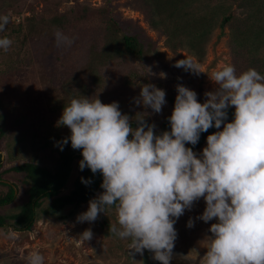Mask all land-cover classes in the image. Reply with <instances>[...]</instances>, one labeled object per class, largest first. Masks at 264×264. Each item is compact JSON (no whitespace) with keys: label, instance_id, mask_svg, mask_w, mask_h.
I'll use <instances>...</instances> for the list:
<instances>
[{"label":"clouds","instance_id":"9594fccd","mask_svg":"<svg viewBox=\"0 0 264 264\" xmlns=\"http://www.w3.org/2000/svg\"><path fill=\"white\" fill-rule=\"evenodd\" d=\"M9 23L8 15H0V33ZM55 39L58 47L74 42L59 31ZM12 44L7 36L0 37V50L6 52ZM175 66L200 73L190 58ZM143 67L145 77L166 78L163 72ZM211 81L215 88L204 93L203 103L195 91L176 85L170 130L159 134L145 117L161 113L166 93L151 83L142 84L134 99L136 106L151 113H137L135 119L123 114L118 102L104 104L98 95L73 98L64 106L57 123L70 135L61 141V150L70 141L73 150L81 151L79 170L102 176V193L89 200L78 223H92L114 208L116 223L108 231L130 240L131 254L147 250L159 264H171L177 239L174 225L203 199L204 210L196 219L215 221L208 229L203 264H264V75L254 68L238 74L234 65L225 64L212 73ZM229 107L234 109L231 122ZM210 128L218 131L206 137L199 154L186 147L195 146ZM81 182L91 183L83 178ZM193 226L190 218L186 227ZM80 236L89 241L93 233L85 229ZM44 261L38 250L27 257V264Z\"/></svg>","mask_w":264,"mask_h":264},{"label":"rangeland","instance_id":"374dc122","mask_svg":"<svg viewBox=\"0 0 264 264\" xmlns=\"http://www.w3.org/2000/svg\"><path fill=\"white\" fill-rule=\"evenodd\" d=\"M74 1L98 8L106 0H0V15L13 8L15 11L12 15L6 14L10 18L7 27H15L24 24L31 13L47 10L64 13L76 4ZM108 4L112 7L111 14L115 20L124 22L132 31L139 30L146 43L149 42L150 51L143 61H128L124 57L118 61L109 59L99 64V70H89L97 57L90 49L92 44L100 41L96 42V37L86 35L89 32L87 29L86 33L80 30L75 36H69L74 41L71 46L61 44L58 47L55 32L37 30L26 38L20 49L11 46L6 52L0 50V55L5 54L0 58V63H14L13 68L0 72V113L4 116L3 121H0L3 130L0 138L2 170L27 162L32 157L44 158L48 164L57 157L55 149L70 132L66 126L57 123L63 108L71 99L83 97L82 89L75 79L82 80L90 87L89 99L98 95L104 104L116 101L123 114L134 116L135 119L137 113H151V109H143L134 103L142 84H154L174 97L176 85L182 84L195 91L197 100L203 103L206 99L204 93L215 88L211 81L212 73L225 64L234 65L238 74L254 68L264 75V68H261L264 38L259 34V29L264 28V0H199L191 5L185 22L194 18L202 20L201 26L195 27V31L204 33L206 40L200 45L201 55L194 52L196 40L194 43L184 42L176 47L175 52H171L168 42L175 41V29L168 34L158 25L152 26L151 8L145 0H109ZM225 16L229 19L220 29L219 23ZM164 26H168L167 23ZM246 28H253L252 32L243 39L239 38L241 31ZM184 58H190L198 64L200 73L175 66L178 60ZM143 66H150L156 74L165 73L166 78L151 75L145 77L144 81L139 76L130 78V85H125L123 78L131 70L145 76L146 69ZM171 111L166 100L161 113H152L145 119L148 123H154L157 130ZM21 133L23 136L16 137ZM41 140L48 144V148H35L40 146ZM205 146L206 139L193 151L199 154ZM22 175L13 172L3 175L0 194L6 191L2 183L14 184L17 192L10 205L0 208V214L17 212L25 201V187L18 181ZM74 176L72 167L59 194H66L71 189ZM100 193L102 191H98L93 198ZM47 203L48 200H43L42 205ZM204 207L203 199L194 202L191 210H186L175 223L177 239L171 264H203L207 236L211 235L208 229L215 222L204 223L196 219ZM87 208L88 202L64 219L40 217L29 230L5 231L0 228V264H27V257L34 250L44 256V264H159L147 250L143 255L131 254L130 240H121L108 231L109 225L116 223L114 208L101 213L92 223H78L77 216ZM70 211L71 208H66L61 215L67 216ZM190 218L194 221L192 228L186 227ZM85 229H91L93 233L89 241L81 239L80 234ZM12 232L17 234L15 238L10 237Z\"/></svg>","mask_w":264,"mask_h":264},{"label":"trees","instance_id":"16d2710c","mask_svg":"<svg viewBox=\"0 0 264 264\" xmlns=\"http://www.w3.org/2000/svg\"><path fill=\"white\" fill-rule=\"evenodd\" d=\"M108 1L109 0H106L105 4L98 8L80 5L74 1L76 4L64 13H59L55 10L31 13V16L26 18L24 22L26 28L24 24H17L15 27H7L0 37L7 36L13 41V49H20L25 43L26 38L37 30H41L45 33L50 31L56 33L59 31L69 37L71 35L75 36L80 30L85 32V29H87L89 32L86 35L90 34L94 38L96 37V42L100 41V43L92 44V48L90 49L92 53L95 52V54H97V57L94 65L89 68V70H99V64L109 59L118 61V59L121 60L124 57L128 61H143L150 51L149 42L146 43L139 30L132 31V29H130L131 27L125 25L124 22L115 20L112 17V7L109 6ZM145 1L151 8L152 26L158 25L168 34H170L172 29L173 31L175 29V41L168 42V47L171 52H175L176 47L182 45L184 42L194 43V40H196L197 42L194 43V52L201 55L202 46L200 45H203L206 40L204 38V33L195 31L197 29L195 27L197 25L201 26L202 20L194 18L185 22V18L188 16V8L199 0ZM14 11L13 8H10L1 15H12L11 13ZM228 19V16L222 18L219 23L220 29L223 28ZM166 23L168 26H164ZM252 29L253 28H246L244 31H241L239 38L241 37V39H243L252 32ZM259 30V34L263 35L262 38H264V28ZM205 31L207 33L209 32L208 29H205ZM178 34L180 36L179 38ZM261 46L264 50V39ZM4 55V53L1 54L0 58ZM13 66L14 63H0V72H5L13 68ZM261 66V68H264V56L261 61ZM258 71L262 73L259 69ZM139 76H142V80L146 81L144 75H138L134 70L129 71L123 78L124 84L130 85V78H138ZM75 81L82 89V96L90 98V87L82 80L75 79ZM166 100L173 109L175 97L171 93L166 92ZM233 111L234 109L229 107L228 122H231L233 118ZM170 115L171 113L163 118L159 128L155 130L157 134L162 131L170 130L168 122V117ZM3 117V114L0 113V121H3ZM135 126L136 124L133 122V127ZM215 130L216 128H210L207 132L201 133L199 142L195 146L186 144V147H190L192 150L198 149L206 137ZM2 135L3 130L0 128V138ZM69 135L70 132H68L66 137ZM20 136H23L22 133L18 134L16 137L19 138ZM60 144L61 142H59V146L55 149L57 157L54 158L50 164H48L44 158L32 157L27 162L2 170V157L0 154V181L6 173H21L23 174L22 178L18 181L25 187V201L21 203L18 211L9 215L0 214L1 229L5 231L29 230L31 225L40 217L64 219L72 215L81 205L89 202L98 191H103L100 187L102 182L100 173L94 175L87 168L83 171L79 170L78 162L82 159L81 151L73 150L70 141L68 144L63 145V150H61ZM33 148L34 146L32 149ZM35 148L44 150L48 148V144L41 140L40 146ZM72 167L74 168L75 176L71 184V189L66 194H59L71 173ZM82 178L90 180L91 183L85 185L81 182ZM2 185L6 187V191L0 194V208L10 205L17 192V186L14 184L2 183ZM43 200H48V203L44 206L42 205ZM66 208H71L69 214L67 216L61 215Z\"/></svg>","mask_w":264,"mask_h":264}]
</instances>
